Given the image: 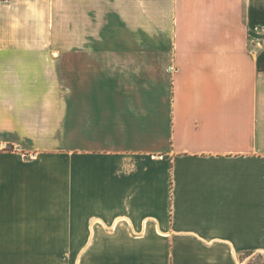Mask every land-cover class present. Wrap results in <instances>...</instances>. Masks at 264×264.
<instances>
[{
    "label": "crops",
    "instance_id": "1",
    "mask_svg": "<svg viewBox=\"0 0 264 264\" xmlns=\"http://www.w3.org/2000/svg\"><path fill=\"white\" fill-rule=\"evenodd\" d=\"M56 1L0 0V264H58L26 242L59 240L96 242L67 264H240L263 253L264 0L162 10L173 39L161 47L173 52L161 122L154 42L141 46L145 89L133 87V52L105 40L54 55L42 34L56 25ZM85 8L102 27L93 31H136ZM145 16L141 31L153 32L154 10Z\"/></svg>",
    "mask_w": 264,
    "mask_h": 264
},
{
    "label": "rangeland",
    "instance_id": "2",
    "mask_svg": "<svg viewBox=\"0 0 264 264\" xmlns=\"http://www.w3.org/2000/svg\"><path fill=\"white\" fill-rule=\"evenodd\" d=\"M88 3V8L90 14L98 15L101 14L99 18L100 24L110 25L114 22L115 18H118L120 21H128L136 27V31L127 32L121 30L119 32H112L114 25L106 27V32H97L93 31L92 27L102 28L100 26L92 25V16L90 17V23L85 19L87 9L85 5ZM57 5L56 11V25L52 27L50 33H43L42 40L46 39L49 41L55 42L57 48H52L51 51H54V55L64 56L65 52L73 44L80 43L86 40H105L107 41L108 49L107 51L119 52V54L129 55L131 52L134 54L135 61L140 66L139 73L136 77L132 76V79H135L133 82V87L143 88L147 86L144 79L143 82H140V79L146 78L145 64L147 59H145L146 49L141 48L145 42H154L155 48L154 51V71H153V80H154V101H155V113L156 117L161 122L163 118V111H166L168 102L172 90V80L171 75L167 73V64L168 61L164 63V59H168V56L165 53L173 52L172 49H167L161 47L163 43L169 45L172 41L173 36L171 32H162V24L159 22L162 19V10L169 14L172 9H175L178 5L177 0H57L55 2ZM175 5V7H174ZM147 8L154 10V31L153 32H144L145 27V14ZM170 11V12H169ZM96 18V16H95ZM89 20V19H88ZM91 27V32H87V24ZM34 39H40L38 34H34ZM119 42H122L120 44ZM125 42H132L127 46V49H124ZM135 44V45H132ZM157 46H160L158 48ZM132 47V48H131ZM56 49V50H55ZM114 54H111L113 56ZM124 55V56H125ZM171 56H169L170 58ZM149 61V60H148ZM170 61V60H169ZM136 63V64H137ZM143 70V71H142ZM144 74H142V72ZM126 75V73H125ZM150 80V79H149ZM128 84H131L129 82ZM124 85V82H123ZM146 85V86H145ZM151 86V80H150ZM147 88V87H146ZM151 88V87H149ZM53 146V145H52ZM57 148L59 151H65L66 148V129L58 130V143ZM96 247V242L92 241H66L59 240L58 242H26L27 252H57L58 255V264H67V259L71 252H89L91 249ZM240 264H264V252L250 256V254L245 253L241 254Z\"/></svg>",
    "mask_w": 264,
    "mask_h": 264
}]
</instances>
